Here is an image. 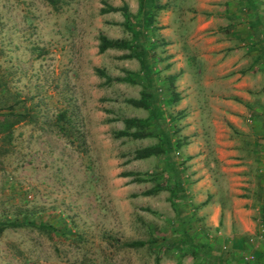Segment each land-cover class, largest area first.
I'll return each instance as SVG.
<instances>
[{
	"label": "rangeland",
	"instance_id": "rangeland-1",
	"mask_svg": "<svg viewBox=\"0 0 264 264\" xmlns=\"http://www.w3.org/2000/svg\"><path fill=\"white\" fill-rule=\"evenodd\" d=\"M253 1L264 21V0ZM157 4L153 26L140 28L138 0H0V225L16 224L0 233V264H264V65L252 9ZM108 6H126L127 18ZM101 35L145 50L160 116L130 129L142 138L115 135L150 115L131 103L146 86L138 49L99 53ZM162 132L181 193L161 156L135 157ZM184 232L210 251L180 245Z\"/></svg>",
	"mask_w": 264,
	"mask_h": 264
},
{
	"label": "trees",
	"instance_id": "trees-1",
	"mask_svg": "<svg viewBox=\"0 0 264 264\" xmlns=\"http://www.w3.org/2000/svg\"><path fill=\"white\" fill-rule=\"evenodd\" d=\"M49 5H51L53 8H56L59 0H46ZM139 1V13L141 16V24L139 25L140 28H146V27H152L155 22L156 13L163 9L164 6H160L157 4V0H138ZM248 6L252 9L254 21L250 24L251 29L254 32L255 38H258L259 46H258V60H260L264 65V21L258 16L257 8L254 4L253 0H247ZM120 11L122 12L123 16L127 18V7L124 6L122 8H113L108 6L106 9L102 10V13H108V12H115ZM135 36L138 37L139 34L135 33ZM135 37V38H136ZM133 48L138 49V53L136 54L137 59L142 63V72L145 74L144 79L146 80V86L143 89V93L141 95V99L138 101H131V103L136 107H142L149 111L150 115L149 118L146 120H139V119H125V129L122 131L117 132L115 135L116 137H134V138H142L144 134H140L139 132L130 133V129L132 128H141V127H148L149 122L152 118H158L160 116V113L153 109V105L155 104L156 100V94L153 89V80L149 77L150 74V67L149 62L147 60V56L145 54V50L142 46L139 44H131L129 45L128 42L123 40H110L106 38L105 36L99 37V45H98V51L99 53H104L106 50L109 49H130L133 50ZM173 79V78H172ZM174 99H177V96H175ZM173 99L171 100V102ZM63 117V116H60ZM152 117V118H150ZM13 125L11 123H3L1 125V132H8L10 134L11 127ZM136 158H148L153 155H159L161 156L167 166L168 170L170 171L174 187L176 189L177 193L183 192V187L181 183V175H182V169L180 168V165L177 163L174 147L172 145L171 140L165 135L164 132H162V138L159 144L153 147H149L140 151H137L135 154ZM260 219L264 223V203L261 205V214ZM15 223H2L0 225V233L6 228L15 227ZM30 225H33V222H30ZM36 228L40 229L41 231H47L52 230L53 228L51 226H46L45 224H39L36 226ZM187 243L190 247L196 249V252L200 249H206L210 251L208 244H198L193 241V239L186 233H183L182 238L179 240V244ZM143 242H133L128 244L129 247H140L143 246ZM206 253V252H205Z\"/></svg>",
	"mask_w": 264,
	"mask_h": 264
}]
</instances>
